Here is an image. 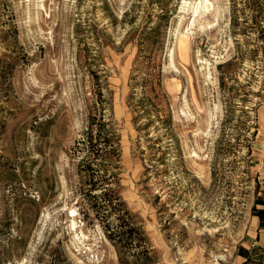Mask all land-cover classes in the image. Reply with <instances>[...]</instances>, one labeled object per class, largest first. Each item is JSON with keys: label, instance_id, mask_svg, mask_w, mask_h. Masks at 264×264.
I'll return each mask as SVG.
<instances>
[{"label": "rangeland", "instance_id": "374dc122", "mask_svg": "<svg viewBox=\"0 0 264 264\" xmlns=\"http://www.w3.org/2000/svg\"><path fill=\"white\" fill-rule=\"evenodd\" d=\"M199 1L0 0V264L261 263L264 0Z\"/></svg>", "mask_w": 264, "mask_h": 264}, {"label": "trees", "instance_id": "16d2710c", "mask_svg": "<svg viewBox=\"0 0 264 264\" xmlns=\"http://www.w3.org/2000/svg\"><path fill=\"white\" fill-rule=\"evenodd\" d=\"M1 62L2 61H0V63ZM103 117H102V119H103ZM106 125H107V122H102V123L99 122V128H98V132H97L99 137H101V134L105 133ZM90 127L91 128L88 131V141H89L90 146L93 148V145H92V141H93L92 140L93 139V124L92 123L90 124ZM1 128H2V126H0V129ZM103 137H104L103 140L105 142H107V138H106L107 136H103ZM92 148H91V151H93ZM114 151L115 150H112L111 148L107 149L104 146V148H102V152L99 153V150H98L99 154H96L95 152H93V154H95L93 159H97L99 157L98 155H101L102 158L97 164H99V166H104L105 167L106 164L102 161V159H106L108 154H110V153H112ZM116 152H117V150H116ZM89 167H91L90 163H89ZM102 169L103 168H100V167L96 168L98 173H100V171ZM0 177L6 182H10V181H13V180L18 178V173L15 170V168H13V166H10V165L9 166H5V165L2 166V164L0 163ZM100 177H101L100 181H102V185H106L105 183L109 184V182L111 183V180L109 181V179H111V178L108 177L105 172L101 173ZM102 188H104V190L102 191L103 193H100V195H95V196L104 197V202L103 203L101 202L99 204V208L101 209L102 212L104 211L103 213H105L106 211L109 212V209L107 208V206H109L110 204H113V198H119V197L118 196L115 197V194L113 196H110V191L112 190L110 186H102Z\"/></svg>", "mask_w": 264, "mask_h": 264}, {"label": "bare ground", "instance_id": "6f19581e", "mask_svg": "<svg viewBox=\"0 0 264 264\" xmlns=\"http://www.w3.org/2000/svg\"><path fill=\"white\" fill-rule=\"evenodd\" d=\"M188 2V1H187ZM190 2V1H189ZM191 3V2H190ZM211 3L212 2H210V0H201V1H199L198 2V5L196 6V10L194 9V13L196 14L197 13V11H198V8L199 7H203L205 10H206V8H208L209 7V4H210V6H211ZM196 5V4H195ZM203 9V10H204ZM74 210V209H73ZM76 212V211H75Z\"/></svg>", "mask_w": 264, "mask_h": 264}, {"label": "built area", "instance_id": "2783aa9c", "mask_svg": "<svg viewBox=\"0 0 264 264\" xmlns=\"http://www.w3.org/2000/svg\"><path fill=\"white\" fill-rule=\"evenodd\" d=\"M260 264H264V244L262 247V256H261V263Z\"/></svg>", "mask_w": 264, "mask_h": 264}]
</instances>
